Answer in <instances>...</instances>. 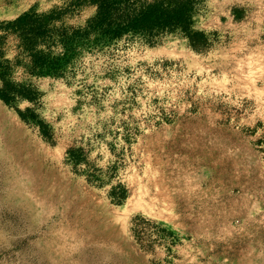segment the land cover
<instances>
[{
    "label": "rangeland",
    "instance_id": "rangeland-1",
    "mask_svg": "<svg viewBox=\"0 0 264 264\" xmlns=\"http://www.w3.org/2000/svg\"><path fill=\"white\" fill-rule=\"evenodd\" d=\"M76 1L0 0V23L33 8L82 27L95 7ZM198 5L197 50L179 30L92 37L62 77L32 78L48 140L0 101L23 133L0 140V264H264V216L259 231L230 230L187 199L212 177L257 172L264 191V0ZM2 48L16 54L12 35ZM117 185L121 204L109 196ZM256 238L260 252L245 245Z\"/></svg>",
    "mask_w": 264,
    "mask_h": 264
},
{
    "label": "trees",
    "instance_id": "trees-1",
    "mask_svg": "<svg viewBox=\"0 0 264 264\" xmlns=\"http://www.w3.org/2000/svg\"><path fill=\"white\" fill-rule=\"evenodd\" d=\"M95 7L94 14L84 26L74 28L61 24L62 16L57 10L37 13L33 8L23 12L12 21L1 22L0 30V101L15 110L26 124L37 129L48 140L49 124L40 117L39 92L32 78H60L64 74L77 45L93 37V41H114L125 35H140L145 39L163 32L184 33L192 48L204 41L203 34L192 31L193 17L199 0H88ZM85 0H77V6ZM60 23V24H58ZM8 35L16 40V54L6 58L2 46ZM20 70L22 78L16 80L14 72ZM20 102L30 106L18 109ZM79 149H68L67 160L78 164ZM111 199L121 204L126 190L117 185L109 191Z\"/></svg>",
    "mask_w": 264,
    "mask_h": 264
},
{
    "label": "crops",
    "instance_id": "crops-1",
    "mask_svg": "<svg viewBox=\"0 0 264 264\" xmlns=\"http://www.w3.org/2000/svg\"><path fill=\"white\" fill-rule=\"evenodd\" d=\"M213 173L217 174L216 169L213 170ZM253 178L240 175L239 180L237 176H234L230 177L229 181L223 182L212 177V182L204 183L203 190L187 199L198 200L196 202L199 204L198 210L208 212L214 221L215 218L218 220L223 215L224 224L230 230L233 225H237L240 230L259 231L263 224L264 191H262L263 185L259 181L260 172H257L256 178ZM184 207L182 203L177 205V209L182 208L185 213H189L190 211L184 210ZM233 212H238V216H232ZM245 243L246 246L256 247L259 248V252L262 251L263 240L261 239L247 240Z\"/></svg>",
    "mask_w": 264,
    "mask_h": 264
},
{
    "label": "bare ground",
    "instance_id": "bare-ground-1",
    "mask_svg": "<svg viewBox=\"0 0 264 264\" xmlns=\"http://www.w3.org/2000/svg\"><path fill=\"white\" fill-rule=\"evenodd\" d=\"M2 130L5 131V135H2ZM21 129H19V125L16 121H13L9 118V116L5 115V112L0 107V140L2 145L9 144L12 140L19 139V135H22ZM7 154V152H6ZM50 195V194H49ZM10 196V195H9ZM32 196V195H31ZM68 211V210H67ZM54 212V211H53ZM53 221V220H52ZM51 223V222H50ZM68 229V228H67ZM68 232V231H67ZM112 232V229H111ZM113 233V232H112ZM34 234V233H33ZM112 235V234H111ZM69 236V235H68ZM87 236V235H86ZM92 236V235H91ZM107 236L106 226L103 228V233L98 240H102L101 243L105 244L108 242V238H104ZM93 240H95L93 238ZM34 248V247H33Z\"/></svg>",
    "mask_w": 264,
    "mask_h": 264
}]
</instances>
